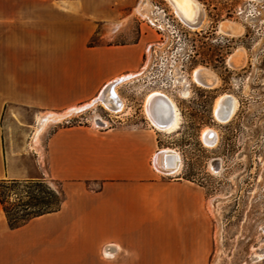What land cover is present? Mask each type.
<instances>
[{
    "label": "crops",
    "instance_id": "obj_1",
    "mask_svg": "<svg viewBox=\"0 0 264 264\" xmlns=\"http://www.w3.org/2000/svg\"><path fill=\"white\" fill-rule=\"evenodd\" d=\"M133 6L0 0V181L51 180L64 196L16 228L0 205V264H209L206 192L156 170L155 129L61 124L139 68V42L104 43L97 31L128 21ZM131 79L113 87L122 105Z\"/></svg>",
    "mask_w": 264,
    "mask_h": 264
},
{
    "label": "rangeland",
    "instance_id": "obj_2",
    "mask_svg": "<svg viewBox=\"0 0 264 264\" xmlns=\"http://www.w3.org/2000/svg\"><path fill=\"white\" fill-rule=\"evenodd\" d=\"M196 1L204 19L194 30L179 20L166 0H134L128 21L99 24L104 43L139 42L143 57L137 75L120 87L125 96L120 112L94 103L61 124L141 123L155 129L144 114V99L155 90L170 96L180 112L179 128L170 134L155 130L159 149L175 150L181 166L176 174L159 173L192 180L206 192L213 222L209 264H264V0ZM225 20L241 25L243 31L237 36L218 32ZM99 33L92 43L99 41ZM241 48L244 65L231 69L227 57ZM198 66L216 73L215 88L192 82ZM224 93L237 99L238 108L228 122L219 123L212 105ZM206 128L216 131L213 147L201 141ZM43 182L59 189L56 182ZM10 195L13 200L15 195Z\"/></svg>",
    "mask_w": 264,
    "mask_h": 264
},
{
    "label": "bare ground",
    "instance_id": "obj_3",
    "mask_svg": "<svg viewBox=\"0 0 264 264\" xmlns=\"http://www.w3.org/2000/svg\"><path fill=\"white\" fill-rule=\"evenodd\" d=\"M175 15L188 28L198 29L203 24V11L196 0H166ZM195 8V9H194ZM196 10L198 14L196 15ZM243 31V27L230 20L221 21L218 24V32L237 36ZM244 50L236 49L227 57L226 64L231 69H239L244 65ZM137 74L121 75L119 78L109 82L103 91L88 104L80 109L92 106L99 102L109 111L120 112L122 104L118 100L114 86L123 80L133 78ZM191 80L198 86L206 89L215 88L219 79L216 73L206 67L198 66L192 71ZM238 108L237 99L231 94H221L216 97L212 105V115L219 123L228 122L235 114ZM143 110L149 124L156 130L164 133H173L178 130L181 123V116L175 101L167 94L155 90L148 93L144 99ZM48 120L44 116L40 119L39 125L42 127ZM201 140L207 147H213L217 141L216 131L212 128H206L201 132ZM154 167L158 172H164L166 175L178 173L181 166V159L178 153L170 148L159 149L154 156Z\"/></svg>",
    "mask_w": 264,
    "mask_h": 264
},
{
    "label": "trees",
    "instance_id": "obj_4",
    "mask_svg": "<svg viewBox=\"0 0 264 264\" xmlns=\"http://www.w3.org/2000/svg\"><path fill=\"white\" fill-rule=\"evenodd\" d=\"M0 181V205L8 226L16 228L28 220L57 211L64 199L60 189H52L43 180L10 181L7 186ZM17 186L21 188L17 189ZM10 194H14L10 200Z\"/></svg>",
    "mask_w": 264,
    "mask_h": 264
},
{
    "label": "flooded vegetation",
    "instance_id": "obj_5",
    "mask_svg": "<svg viewBox=\"0 0 264 264\" xmlns=\"http://www.w3.org/2000/svg\"><path fill=\"white\" fill-rule=\"evenodd\" d=\"M202 141V140H201ZM203 143V142H202ZM204 144V143H203Z\"/></svg>",
    "mask_w": 264,
    "mask_h": 264
}]
</instances>
